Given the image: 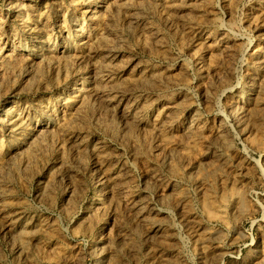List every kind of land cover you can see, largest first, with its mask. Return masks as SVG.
I'll list each match as a JSON object with an SVG mask.
<instances>
[{
	"label": "rangeland",
	"instance_id": "1",
	"mask_svg": "<svg viewBox=\"0 0 264 264\" xmlns=\"http://www.w3.org/2000/svg\"><path fill=\"white\" fill-rule=\"evenodd\" d=\"M0 264H264V0H0Z\"/></svg>",
	"mask_w": 264,
	"mask_h": 264
}]
</instances>
